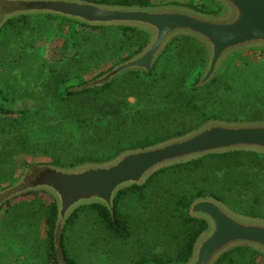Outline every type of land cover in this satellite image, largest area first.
Wrapping results in <instances>:
<instances>
[{"label":"trees","instance_id":"trees-1","mask_svg":"<svg viewBox=\"0 0 264 264\" xmlns=\"http://www.w3.org/2000/svg\"><path fill=\"white\" fill-rule=\"evenodd\" d=\"M88 1L113 5H156L154 0ZM209 2L213 7L184 6L207 13L221 11V7L212 0ZM38 22L41 25L34 24ZM58 22H64L69 28V43L74 53L64 63H51L37 43L50 30L43 28L46 25L50 28ZM21 26L30 28L33 35H40H31L30 44L26 45L28 48L16 49L12 62L16 67L26 64L28 77L22 79L32 87H28L27 95H21L22 88L20 92L18 87H14L11 90L15 94H11L13 97H9L7 88L1 87L0 99L15 102L20 96L22 100L32 102L34 107L20 110L15 109L14 103L10 106L0 103V133L7 131L8 126L16 130L14 126L18 123L37 118L38 130L43 136L33 141L29 134H24L18 149L10 151L15 154L31 153V147L38 145L53 154L51 164L74 167L87 162L109 161L125 151L184 135L210 120L264 121V61L256 63L247 54H234L213 80L198 86L207 62L206 51L197 40L178 36L166 47L150 73L128 71L103 86L77 90L90 81L84 77L85 73L96 72L95 77H99L139 53L149 42V33L126 26H88L51 15L11 18L4 23L0 33L6 34L10 29ZM177 57L181 73L169 64ZM239 59L247 62L242 72L237 71ZM192 61L194 64L198 62L199 72L195 75V65L189 64ZM111 62L112 65L108 66ZM213 92L215 94L211 98ZM132 94L140 102L134 115L131 111L134 107L128 101ZM78 102L80 105H76ZM248 104H254V109L248 113L237 111ZM148 112L155 115L152 122L146 119ZM64 151L72 154L68 157ZM1 154L7 156V153ZM16 181L11 178L8 185ZM202 197H214L240 215L264 219V154L247 150L213 153L164 167L145 184L126 187L117 193L115 218L103 204L80 206L71 214L63 230L62 247L66 260L68 264H81L71 256L66 239L69 230L78 226L82 213H90L103 228L107 243L117 244L119 241L116 246L122 245L118 251L111 249V255L132 252V264H186L197 238L209 227L206 220L190 214L191 204ZM37 203H29L31 209L25 211L21 220L11 221V225L14 230L20 228L19 224L21 227L31 223L35 225V218L44 212L48 225L46 239L42 244L30 242L27 263L25 259L21 260L22 253L15 247L9 250L12 254L0 250V264H5L7 259H18L17 264H36L39 259H44L45 264H59L54 243L58 215L56 202L53 200L46 211L30 207ZM10 205L11 201L5 204ZM13 212L14 208L8 207L6 217ZM16 234L26 242L28 237L33 239V233L26 227L21 234ZM95 236L101 237L98 232ZM261 257L264 255L259 251L239 246L224 253L216 264H259Z\"/></svg>","mask_w":264,"mask_h":264},{"label":"water","instance_id":"water-1","mask_svg":"<svg viewBox=\"0 0 264 264\" xmlns=\"http://www.w3.org/2000/svg\"><path fill=\"white\" fill-rule=\"evenodd\" d=\"M217 13L201 12L180 4L152 6L113 5L88 0H0V30L21 15H51L94 27H134L150 35L147 45L130 59L77 90L103 86L133 70L150 73L166 47L178 36L197 40L207 62L198 86L208 84L228 58L251 48L264 49V0H214ZM237 150L264 154V121L210 120L200 127L155 145L125 151L101 163L74 167L51 163L26 166L21 177L0 190V209L32 192H45L56 202L55 248L59 264H68L62 247L63 230L71 214L85 204H103L115 218L117 193L143 185L157 171L208 154ZM190 214L208 222L197 238L186 264H216L227 251L248 246L264 255V219L240 215L214 197H202Z\"/></svg>","mask_w":264,"mask_h":264},{"label":"rangeland","instance_id":"rangeland-1","mask_svg":"<svg viewBox=\"0 0 264 264\" xmlns=\"http://www.w3.org/2000/svg\"><path fill=\"white\" fill-rule=\"evenodd\" d=\"M212 1L217 4V6H219L216 1ZM154 2L156 5L170 4L172 2H175L182 5L194 4L198 7L206 5L213 7L209 0H154ZM34 24L41 25V22ZM44 29L45 31H48L49 29L50 30L48 31V35H45L43 38L38 39L39 41L37 45L42 49V53L45 54V56L51 63H64L67 58L72 56L74 53V49L71 47V43H69V28L65 26L64 22H58L56 25L50 28L48 25H46L43 30ZM31 35L34 37L40 36L38 34L33 35V32L30 31V28L22 26L19 29L12 28L6 34L0 33V88H7L10 91L9 97H13L12 95H15L11 92L14 87H18L20 92L21 88L23 89L21 95H27L28 87H32V84H28L25 79H22V77H28L29 71L26 64L23 63L22 66L16 67L12 63L16 54V49H18L19 47L28 48L26 45L30 44ZM17 42L19 43V45ZM240 53L251 56L253 61H256V63H261L264 61V49L251 48L239 52L238 54ZM192 63L193 61L189 64L192 65ZM197 63H193L195 65L193 68L194 75L199 72V67H197ZM245 63H247L245 60L239 59L237 71L242 72ZM110 64L112 65V62L108 63L107 65L109 66ZM169 64L173 65V67L177 69L178 72H182L179 57H177L174 61ZM245 71H247V69ZM95 76L96 72H93L91 74L85 73L84 75L87 80L97 78ZM178 80L181 82V78H178ZM192 80L193 78H191L190 81ZM203 94L204 92H202V95ZM213 94H215V92L210 94L211 98H213ZM19 98L20 99L15 102L11 101L10 99H0V103L5 104L6 106L15 104V109L20 110L29 108L32 109L34 107L32 102L22 100L20 96ZM128 101L130 105L134 107L131 110L132 115L136 114L138 110V105L140 104V102H138L137 100V97L132 94L129 96ZM260 103L261 102H259L257 105L259 106ZM76 105H80V102H78ZM254 107V104H248L246 108L240 110L238 109L237 111L248 113L250 110L254 109ZM221 108L225 107L221 106ZM232 108L234 109V105H232ZM146 119L147 121L152 122L155 119V115L152 112H148V116ZM38 123L39 120L37 118H32L30 121L21 122L15 125L14 127L16 130L11 129L8 126L7 131L0 133V190L9 186L8 184L11 178H15L18 180L23 174V171L25 170L26 166L41 163H51L53 161V154L48 150H44L38 145H35V147L33 148L31 147V153L24 152L20 154H15L13 152H10L11 149H14L12 151L18 149V144L25 138L23 136L24 134H29L33 141H36L38 140V138L43 136L38 130ZM14 135H16V138H14ZM1 153H7V156H2ZM64 154L70 157L72 153L66 154V152L64 151ZM53 200V197L48 193L39 192L38 195L28 194L25 196H20L12 200L10 206L4 205V207L0 211V250H3V252H9L11 247H15L22 253L21 260L25 259L24 262L27 263L26 257L28 256L27 253L29 252V250H27V247L33 242H38V244H42V241H44L47 237L46 235L48 225L44 218V212L42 215H39L37 218H35V225H32L31 223V225H25L21 227V225L19 224L20 228L14 230L13 226L11 225V221L21 220L25 211L31 209L28 206L29 203L32 204L33 202H38L37 204L30 205V207L46 211V208L52 204ZM8 207H13L15 212L6 217L5 210ZM4 219H7L6 222H3ZM77 225L78 226L76 228H71L69 230L66 239V244L70 249L71 256L76 258L81 264L133 263L130 258L132 252L130 254L126 252V255H111V249H115L116 251H118V249L122 248V245L116 246L117 244H119V241H117V244L107 243L106 237L104 236L105 232L103 228L98 226V224L96 223L94 215L90 213H82V216L78 221ZM25 227L28 228L30 233H33V239L30 240V238L28 237V242H26L25 239H20L16 237V233L21 234ZM96 232H98L101 237H96ZM160 250H162V248H160ZM9 253L12 254L11 252ZM17 260L18 259L12 261L10 259H7L5 264H17L19 263ZM36 264H45L44 259H39ZM52 264L57 263L52 262ZM259 264H264V258H260Z\"/></svg>","mask_w":264,"mask_h":264},{"label":"flooded vegetation","instance_id":"flooded-vegetation-1","mask_svg":"<svg viewBox=\"0 0 264 264\" xmlns=\"http://www.w3.org/2000/svg\"><path fill=\"white\" fill-rule=\"evenodd\" d=\"M3 12V7L0 5V14Z\"/></svg>","mask_w":264,"mask_h":264}]
</instances>
